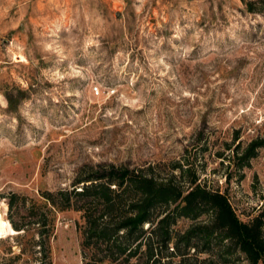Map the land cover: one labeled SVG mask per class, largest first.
Masks as SVG:
<instances>
[{"label":"rangeland","instance_id":"rangeland-1","mask_svg":"<svg viewBox=\"0 0 264 264\" xmlns=\"http://www.w3.org/2000/svg\"><path fill=\"white\" fill-rule=\"evenodd\" d=\"M96 163L149 164L182 188L193 177L240 219L261 214L264 234V10L0 0V264H249L219 232L202 236L205 212L176 215L148 260L142 244L129 255L103 242L83 251L79 212L46 204V249L33 213L40 191L70 187Z\"/></svg>","mask_w":264,"mask_h":264},{"label":"trees","instance_id":"trees-1","mask_svg":"<svg viewBox=\"0 0 264 264\" xmlns=\"http://www.w3.org/2000/svg\"><path fill=\"white\" fill-rule=\"evenodd\" d=\"M240 1L248 11L264 10V0ZM249 152L245 147L242 155L248 158ZM86 167V170L79 168L70 187L40 191L43 201L33 213L40 217L36 219L39 226L36 234L40 244L45 239L46 249L52 234V217L46 221L45 214L38 213V207L49 205L53 209L70 208L79 212L78 231L83 251L85 248L96 251L97 244L103 242L107 251L126 250L129 255L142 244L149 260L157 245H166L172 238L168 226L176 215L193 218L205 212L207 222L198 228L205 239L219 232L220 237L238 247L249 264H256L264 256L262 215L240 219L219 190L206 188L193 177L182 188L172 171L160 176L149 164L96 163ZM11 195L7 197L8 206ZM170 203L172 212L165 211ZM144 223L146 227L142 228ZM182 237L187 243L188 234ZM150 262L156 263L154 259Z\"/></svg>","mask_w":264,"mask_h":264}]
</instances>
